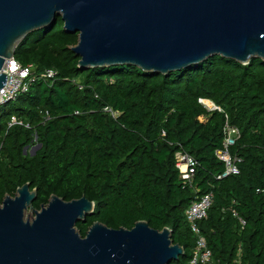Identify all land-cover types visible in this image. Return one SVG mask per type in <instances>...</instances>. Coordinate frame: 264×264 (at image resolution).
<instances>
[{
  "label": "trees",
  "instance_id": "16d2710c",
  "mask_svg": "<svg viewBox=\"0 0 264 264\" xmlns=\"http://www.w3.org/2000/svg\"><path fill=\"white\" fill-rule=\"evenodd\" d=\"M77 41L58 17L15 49L36 76H56L0 106V205L26 183L37 211L51 196L85 197L94 210L75 225L81 237L96 222L130 230L144 221L168 228L184 250L171 264H187L195 238L184 212L211 194L199 229L213 259L264 264V61L211 56L166 75L130 65L82 69L71 50ZM12 116L22 125L9 127ZM225 124L239 134L228 149L238 173L218 178L225 166L214 153ZM177 153L196 163L191 187L179 177Z\"/></svg>",
  "mask_w": 264,
  "mask_h": 264
},
{
  "label": "water",
  "instance_id": "95a60500",
  "mask_svg": "<svg viewBox=\"0 0 264 264\" xmlns=\"http://www.w3.org/2000/svg\"><path fill=\"white\" fill-rule=\"evenodd\" d=\"M58 17L78 34L71 50L82 69L130 65L166 75L211 56L264 61V0H0V89L5 60ZM35 199L26 183L2 201L0 264H171L184 254L168 228L144 221L130 230L96 222L81 237L75 225L92 215L93 202L51 196L37 211Z\"/></svg>",
  "mask_w": 264,
  "mask_h": 264
},
{
  "label": "built area",
  "instance_id": "2783aa9c",
  "mask_svg": "<svg viewBox=\"0 0 264 264\" xmlns=\"http://www.w3.org/2000/svg\"><path fill=\"white\" fill-rule=\"evenodd\" d=\"M34 70L33 65H21L14 57L5 60L2 72L5 74L6 79L4 86L0 89V106L14 100L19 94L26 92L30 84L36 79L50 81L56 76L54 70H45L39 76L35 75ZM199 102L203 105V100ZM213 109H215V107ZM105 111L110 112L107 108ZM12 125H22V123L12 116L8 126L10 127ZM223 132L225 138L222 143V148L216 150L214 153L225 166L224 173L218 178H224L238 173L235 167L236 160L231 158L228 152L229 147H231L234 141L239 137L238 131L228 126V124H225ZM195 166V161L188 155L182 153L175 154V167L179 172V177L184 180L189 187L193 184ZM211 203L212 195L208 194L193 201L184 212L185 220L195 238L192 255L187 264H219L218 261L213 259L206 240L199 229V223L207 217V211ZM240 223L242 225L244 224L242 221H240Z\"/></svg>",
  "mask_w": 264,
  "mask_h": 264
},
{
  "label": "rangeland",
  "instance_id": "374dc122",
  "mask_svg": "<svg viewBox=\"0 0 264 264\" xmlns=\"http://www.w3.org/2000/svg\"><path fill=\"white\" fill-rule=\"evenodd\" d=\"M203 105H204L207 109H213V108H214V105H213V104L210 105V104H208V103H206V102H203ZM36 145H37V144L32 145V146H30L29 148H27V150H26V154H27L28 156H32L33 153L37 151L36 148H34ZM27 215H29V216H27ZM24 219H25V220H28V221H32V220L34 219V212H33L32 210H30V209H27V210L25 211V213H24Z\"/></svg>",
  "mask_w": 264,
  "mask_h": 264
},
{
  "label": "bare ground",
  "instance_id": "6f19581e",
  "mask_svg": "<svg viewBox=\"0 0 264 264\" xmlns=\"http://www.w3.org/2000/svg\"><path fill=\"white\" fill-rule=\"evenodd\" d=\"M206 103H208V104H209V102H206Z\"/></svg>",
  "mask_w": 264,
  "mask_h": 264
}]
</instances>
